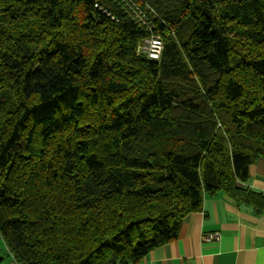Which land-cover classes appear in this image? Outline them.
Here are the masks:
<instances>
[{
	"label": "trees",
	"instance_id": "16d2710c",
	"mask_svg": "<svg viewBox=\"0 0 264 264\" xmlns=\"http://www.w3.org/2000/svg\"><path fill=\"white\" fill-rule=\"evenodd\" d=\"M146 2L0 0V238L24 264L138 263L206 194L264 211V0Z\"/></svg>",
	"mask_w": 264,
	"mask_h": 264
},
{
	"label": "crops",
	"instance_id": "0c3cea01",
	"mask_svg": "<svg viewBox=\"0 0 264 264\" xmlns=\"http://www.w3.org/2000/svg\"><path fill=\"white\" fill-rule=\"evenodd\" d=\"M248 185L264 193V156L250 165ZM210 233L220 234V239L206 240ZM131 264H264V211L223 191L206 194L202 209L184 218L174 240Z\"/></svg>",
	"mask_w": 264,
	"mask_h": 264
},
{
	"label": "built area",
	"instance_id": "2783aa9c",
	"mask_svg": "<svg viewBox=\"0 0 264 264\" xmlns=\"http://www.w3.org/2000/svg\"><path fill=\"white\" fill-rule=\"evenodd\" d=\"M142 19V18H141ZM164 48V42L160 36L152 35L147 38L143 44H141L138 48V51L145 53L151 59H160L162 55V51ZM206 240L212 239H220V234L218 233H210L205 236ZM12 264H24L22 261H19L15 258L12 260ZM48 264H58L56 262H51Z\"/></svg>",
	"mask_w": 264,
	"mask_h": 264
},
{
	"label": "rangeland",
	"instance_id": "374dc122",
	"mask_svg": "<svg viewBox=\"0 0 264 264\" xmlns=\"http://www.w3.org/2000/svg\"><path fill=\"white\" fill-rule=\"evenodd\" d=\"M128 4H126L129 11L134 15L136 18H139V16H145V11H148L149 13L158 14L154 8L146 2V0H128ZM145 10V11H144ZM146 17V16H145ZM0 264H11L12 256L9 254V251L4 243V240L0 238Z\"/></svg>",
	"mask_w": 264,
	"mask_h": 264
}]
</instances>
